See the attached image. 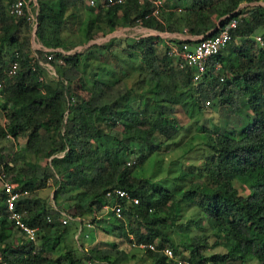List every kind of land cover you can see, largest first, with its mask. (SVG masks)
<instances>
[{
    "label": "trees",
    "instance_id": "16d2710c",
    "mask_svg": "<svg viewBox=\"0 0 264 264\" xmlns=\"http://www.w3.org/2000/svg\"><path fill=\"white\" fill-rule=\"evenodd\" d=\"M12 1L0 0V21L4 26V34L0 37L1 41H15L14 29L18 22L25 18L24 15L14 16L19 19L13 22L11 17L6 15L5 5H7L8 11V6ZM240 1L258 0H194V6H191L187 10L188 12H184L185 23L191 33H200L202 37L212 35L217 31L218 26L224 24L229 18L239 15L240 11L236 7ZM125 2L127 5L124 4ZM125 2L106 6V13L117 15L120 12L121 20L124 23L138 19L150 26L153 19L150 12L154 8H151L149 2L142 3L138 0H126ZM95 5L96 8L103 7L99 0H96ZM250 9L248 11L249 18H239L232 33L233 38L230 42L236 37L241 40L238 45H234V56L233 54L225 55L219 51L215 54L214 60L220 63V69L228 71L232 81L237 80L239 82L240 91L247 96V102L254 118L241 127L236 137L220 134L214 139L213 153L207 157L204 163L207 171L205 181L193 183L188 189L181 192L184 197L190 196L192 198V203L201 208L202 213L213 222L216 228L224 229L228 233L235 251L212 255V261L218 264H234L235 260L243 263L246 259H255L257 264H264V91L260 92L261 87L264 90V78L262 70L257 68L258 64L264 62V58H262L264 57V30L261 33L262 45L259 46L257 53H252L250 45L247 44L249 41L252 42L253 32L257 27L261 26L264 29V6L258 4ZM65 10L64 0H58L56 7L45 0L37 1L35 34L39 36L38 39L42 45L50 48L58 46L51 41H44L41 35L45 29L55 34L59 32L60 27L64 24ZM131 14L133 15L132 18L130 17ZM10 16L13 15L10 14ZM217 18L216 27L208 31L215 25L214 21ZM107 21L110 27L114 26L113 21L110 19ZM86 26L89 34L93 27H97L91 21L87 22ZM156 27L162 29L160 24H157ZM114 39V37L108 39V43ZM153 44V37H140L133 46L131 45L130 53V55L136 53L135 49L138 47L139 49L136 50L141 55V62L146 69L152 72L150 79L154 81L155 86L154 88H147V91L150 90L151 92L150 98L154 109H156V114L148 126H145L148 119H143L145 118L142 115L143 111L138 107L122 104L120 95L105 99L100 104H92L88 96L84 97L77 94L75 89L78 87L84 89L86 82L84 81V86L82 77L77 72L78 56L75 54L63 55L60 51L53 53V58L60 56L64 63V66H53L56 73L54 86H51L46 78L38 79L42 69L38 65L34 70L31 68L29 61L31 52H27V47L22 45L16 51L17 54L8 60V64L17 60L18 66L15 73L10 76L5 77L0 73L1 101L5 106L8 102L11 103L5 112V122L0 126V133L17 137L22 133L25 134L27 127H32L26 135L24 149L44 156L62 151L65 162L72 170V174L67 173L64 183L75 187L80 183V177L90 175L91 180L96 183V186L93 187L96 192L86 208L88 210L81 209L79 203H74V212H64L61 211L64 206L57 203L54 206H47L39 197L31 195V183L20 185L17 178L12 180L5 174L3 169L7 166L3 165L4 168L1 166L0 172L2 171L1 173L6 175V179L15 182L20 188L28 190L26 196L15 202V207L25 211L24 218L28 224L37 227V243L32 244L24 240L15 243L11 240L13 225L4 214L3 193L0 189V212L2 213L0 238L6 240L0 247V264H50L49 260L43 261L40 254L44 246H48L51 240V228L56 225V222L64 226L67 222H76L77 233H79L85 213L89 214L91 219L98 222L97 225L104 229L116 227L118 228L117 232L124 231L125 234H130L132 236V239H129L130 244L139 241L153 242L156 250L136 248L146 250L152 264H168L159 250L168 245L169 242L161 227L166 219L173 217L174 207L171 204L165 205V201L172 194L159 185L146 190L140 179L129 181L126 178L127 168L137 164L139 158L132 156L125 161L124 153L130 151L128 148L130 141L142 142L147 146L148 152L155 150L159 143L156 141L155 130L159 134L165 135L163 144L176 142L172 140L173 134H175L174 125L165 114L167 109L165 104L167 103L171 108V104L180 102V96L176 92L178 86H182V89L189 93L196 103L197 101L203 103L206 99L217 96L221 102H224L230 98L229 87L231 83L225 82L224 76L223 80L219 81V70L210 69L196 86H192L190 70L175 69L171 65L170 58L164 53L167 68L176 73L175 79L181 78V83L184 85L179 83L172 89L168 84H162L160 78L162 71H160L161 67L156 65L157 58L153 53ZM35 52L39 58L45 59L42 55L43 50ZM124 62L128 64L127 58ZM145 73H147L146 70ZM122 75H127V73ZM90 80V86L87 83L88 89L94 87L95 83L98 82L93 73ZM106 86L109 87V84ZM99 121L109 124L110 130L107 135L111 144L102 147V156L98 161L92 162L87 159L94 164L93 170L89 171L86 168L88 165L85 158L92 151V144L100 140L102 136L97 127ZM115 128H120L121 131L118 132ZM39 129L47 131L48 134L38 137ZM129 160H133V163L128 165L127 161ZM234 177L248 180V192L245 195L238 194L232 185ZM112 186L125 188L138 197L139 204L124 211L123 219L102 216L95 218L94 216L104 202V190ZM160 211L165 212V217L158 221L154 215ZM64 215H68L69 218H66V222L61 224V218ZM39 236L43 239L41 240ZM57 236H61L60 232ZM150 237H156L154 238L155 241ZM92 239L90 236V241ZM168 246L172 248L174 253L180 252L172 244ZM84 251L81 256H77L75 252L67 251L65 253L67 264H86L85 261L87 260L108 264L120 263V255L111 258V253L100 250L96 245L92 244ZM185 257L194 264L207 262V256H204L198 247L191 248Z\"/></svg>",
    "mask_w": 264,
    "mask_h": 264
},
{
    "label": "rangeland",
    "instance_id": "374dc122",
    "mask_svg": "<svg viewBox=\"0 0 264 264\" xmlns=\"http://www.w3.org/2000/svg\"><path fill=\"white\" fill-rule=\"evenodd\" d=\"M37 1L28 0L27 4V10L34 16L35 21ZM45 1L53 4V7L58 6V0ZM64 1L66 10L64 24L60 27L61 29L56 34L45 29L41 36L44 41L57 44L56 48L63 51V55L75 54L78 56L76 69L78 74L81 75L82 81L86 82V86L84 82V89L78 87L75 89L76 93L84 97L88 96L92 104H100L105 99L120 95L122 104L138 107L143 111L142 115L145 116L143 119L147 118L149 120L145 123V126H148L156 114V109H154L150 98L152 96L151 92L150 90L147 91V88H154L155 86L154 81L150 79L152 72L146 69L141 62V55L137 51L138 47H136L137 50L134 48L136 53L134 52L133 55H130V53L133 44L140 37H153L154 44L152 48L157 58L156 65L161 67L160 78L162 84L166 83L172 88L181 83V78L175 79L176 73L170 71L165 64L164 43L158 37L159 31L156 30L158 29L157 24L162 27L163 22H168L170 19L179 16V11H176L173 7L176 0H159V3H154L156 0H138L142 3L149 2L152 9L156 7V13L152 14L153 19L148 27H146L144 21L138 19L124 23L121 20L120 12L117 15L107 14L105 7H97V10L95 4L88 3L89 0ZM183 1L188 6H194L192 0ZM94 2L96 3V0ZM262 2L264 5V1ZM124 4L127 5V2ZM157 4H161V6L157 7ZM5 13L8 17H11L13 22L19 19L10 16L7 5H5ZM132 16L131 14L130 17L132 18ZM239 18L248 19V10L240 11ZM108 19L114 22V26L110 27L108 25ZM89 21L98 27H93L90 34L86 29V24ZM3 28V23L0 21V37L4 34ZM35 29L36 24L23 18L14 29L15 41L0 40V67H5L8 60L17 54L16 51L22 45L27 47L28 53L32 51L39 52L46 47L48 48V46L41 44L38 39L39 36L35 34ZM263 30V27H257L253 32V36L259 35L261 37ZM113 37L115 39L108 43V39ZM260 39L263 40L262 37ZM240 42V38L236 37L227 47L221 50L222 53L225 55L233 54L234 56V45H238ZM247 44L250 45L252 53H257L259 46H261L254 37L252 42L249 41ZM226 49L229 52L225 53ZM125 58H127L128 64L124 62ZM54 59L53 66H64L63 59L60 56H56ZM254 59L256 62L255 56ZM258 65L257 68L262 70L264 78V62ZM125 68L126 72L124 71ZM145 70L147 73H145ZM219 72L220 75L225 77V82L231 83L229 100L221 102L218 96L212 97L210 98V104L205 107L202 102L197 101L196 103L191 95L182 89V86H178L176 92L180 96V102L171 104V108L167 103L165 104L167 108L165 114L174 125L175 134H173L172 140L176 142L174 144H163L165 135L159 134L155 130L156 141L159 142L155 150L148 152L147 146L142 142L130 141L128 143L130 151L124 153L125 161L132 156L139 158L137 164L127 168L126 178L129 181L140 179L146 190L159 185L172 194L165 201V205L171 204L174 207L173 217L166 219L161 227L169 240L168 245L172 244L177 248V251H180V255L185 256L188 255L191 248L198 247V250L204 256H207L206 261L210 264H218L212 261V255L235 251L231 239L226 230L216 228L213 222L202 213L201 208L192 203L190 196L184 197L181 192L188 189L193 183H203L205 181L207 171L204 163L207 157L213 153L212 144L214 139L220 134L236 137L241 127L254 118L247 102V96L240 91L239 82L237 80L232 81L228 71L221 68ZM92 73L96 76L98 82L95 83L94 87L88 89L87 83L90 86L89 82L91 80L89 81V79L92 78ZM125 73L127 75L123 76L122 74ZM45 78L51 86L55 85V77L47 75ZM108 84L109 87L106 86ZM127 91L128 94L126 95ZM263 91L261 87L260 92ZM9 106H11L10 102L5 106L0 98V126L5 122V112ZM97 127L102 136L100 140L92 144V151L85 158L88 165L86 168L89 171H92L94 166L89 161L93 162L101 159L102 147L111 144L107 135L110 130L109 124L99 121ZM31 129L32 127H27L25 134L22 133L17 137L0 133V167L7 166L3 169L5 174L12 180L17 178L20 185L31 183L30 194L39 197L47 206H54L57 203L64 206L61 211L72 213L74 212L73 204L79 203L81 209L85 210L94 198L96 191L93 187L96 186V183L91 180L90 175L80 177V183L75 187L64 183L67 173L72 174V170L65 162L62 151L44 156L24 149L26 135ZM117 130L118 132L121 131L120 128H117ZM37 134H39V137L47 135L48 132L39 129ZM232 185L240 195H245L248 192V180L234 177ZM85 214L81 221V231L79 233H77L76 222H67L65 226L56 222V225L50 230L52 231L50 233L51 240L48 246H44L40 254L43 261L49 260L50 264H67L65 258L67 251L75 252L77 256H81L82 252L84 253V250L93 244L100 250L111 253V258L120 255L119 264H152L146 250L131 246L129 243L130 234L127 235L121 230L119 233L116 227L104 229L98 226L99 223L92 220L89 214ZM154 217L158 221L163 220L165 212H157ZM58 232L61 234L60 237L57 236ZM90 236L93 238L91 241ZM154 238L156 237H150L155 241ZM40 239L43 238L40 237ZM11 240L15 243L23 242L21 241L23 238L16 228L12 230ZM5 241L0 238V247L3 246ZM87 242L89 243L87 244ZM85 262L86 264H108L98 261L89 262V260ZM240 263L238 260L234 262V264ZM241 264H257V261L246 259Z\"/></svg>",
    "mask_w": 264,
    "mask_h": 264
},
{
    "label": "built area",
    "instance_id": "2783aa9c",
    "mask_svg": "<svg viewBox=\"0 0 264 264\" xmlns=\"http://www.w3.org/2000/svg\"><path fill=\"white\" fill-rule=\"evenodd\" d=\"M126 0H100L103 7L121 4ZM89 4L94 5V0H89ZM28 0H13L8 6V13L13 16H25L26 19L36 24L34 16L27 10ZM156 13L152 10L151 14ZM239 15L229 18L224 24L217 27V31L209 36H189L173 41H167L164 46L165 55L170 58L171 65L175 69H189L190 82L192 86H196L207 73L208 70L217 71L220 69V63L214 60L216 53L221 51L233 38V31L237 26ZM254 39L262 45V40L259 35H254ZM45 59L38 57L35 51L31 52L30 64L34 70L36 66H40L42 73L38 75L39 80H43L47 75L56 77L55 69L52 62L55 61L53 53L61 51L57 48L42 49ZM63 52V51H61ZM51 60V62H50ZM18 66L17 60L10 62L7 66L2 67L0 73L2 76H10L15 73ZM219 81L223 80V75L218 77ZM210 104V99H206L203 105L206 107ZM133 163V160L127 161V164ZM2 172V171H1ZM0 172V189L3 193L2 205L6 218L12 222L13 228L20 232L22 238L26 242L32 244L37 243V227L26 222L24 215L25 211L15 207V202L18 199L27 195L28 190L20 188L15 182L6 179V175ZM104 202L100 206L97 214L105 218H122L123 212L127 211L129 207L139 204V199L131 194L128 190L119 186L108 187L103 192ZM150 209V208H149ZM2 213L0 212V218ZM68 215L61 218V224L66 222ZM48 219V218H47ZM132 239V236H130ZM132 242V240H131ZM132 246L138 248H148L156 250L153 242H132ZM159 251L165 257V262L168 264H194L187 257L174 253L168 245L163 246ZM1 259V256H0ZM4 264V263H2ZM207 264V262L205 263ZM209 264V263H208Z\"/></svg>",
    "mask_w": 264,
    "mask_h": 264
},
{
    "label": "crops",
    "instance_id": "0c3cea01",
    "mask_svg": "<svg viewBox=\"0 0 264 264\" xmlns=\"http://www.w3.org/2000/svg\"><path fill=\"white\" fill-rule=\"evenodd\" d=\"M194 1V0H192ZM263 0H258V1H240L237 4L236 9H239V11H244V10H248L250 11L252 8V6L254 5H263ZM154 3H159V0L154 1ZM176 4L173 6L174 9L178 12V17L174 18V19H170L168 22H163L162 23V28L164 29H156L158 30V37H160L163 41V43H167V41H173V40H177V39H181V38H186L189 36H200V33L194 34L191 33L188 29V25L185 23V19H184V12L187 11L191 6H188L187 4H184L183 0H176L175 2ZM161 6V4H157V7ZM242 8V9H241ZM156 10V7L155 9ZM152 12V11H151ZM150 12V15L152 16ZM217 20L218 18L214 21L215 25L213 27H211L208 31H211L214 27H216L217 25ZM148 27V26H146ZM50 48V47H48ZM47 47L45 49H48ZM229 52L227 49L225 51V53ZM224 54V53H223Z\"/></svg>",
    "mask_w": 264,
    "mask_h": 264
},
{
    "label": "clouds",
    "instance_id": "9594fccd",
    "mask_svg": "<svg viewBox=\"0 0 264 264\" xmlns=\"http://www.w3.org/2000/svg\"><path fill=\"white\" fill-rule=\"evenodd\" d=\"M208 263V262H207ZM210 264V263H209Z\"/></svg>",
    "mask_w": 264,
    "mask_h": 264
}]
</instances>
